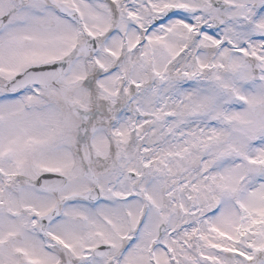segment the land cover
Masks as SVG:
<instances>
[{"label": "snow or ice", "instance_id": "obj_1", "mask_svg": "<svg viewBox=\"0 0 264 264\" xmlns=\"http://www.w3.org/2000/svg\"><path fill=\"white\" fill-rule=\"evenodd\" d=\"M0 264H264V0H0Z\"/></svg>", "mask_w": 264, "mask_h": 264}]
</instances>
